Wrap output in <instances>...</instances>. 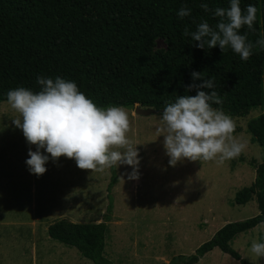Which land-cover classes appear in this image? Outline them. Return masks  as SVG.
Returning <instances> with one entry per match:
<instances>
[{
	"label": "trees",
	"instance_id": "obj_1",
	"mask_svg": "<svg viewBox=\"0 0 264 264\" xmlns=\"http://www.w3.org/2000/svg\"><path fill=\"white\" fill-rule=\"evenodd\" d=\"M239 2L242 10L256 6L254 30L246 25L239 30L255 45L264 39V0ZM202 3L209 11L201 8ZM184 5L191 14L180 18ZM217 7L229 8L230 0H0V101H7V92L18 87L39 92L38 76H59L74 81L98 107L139 104L162 113L166 102H175L177 96L197 94L196 89L186 92L187 85L202 83L193 81L191 73L196 71L215 83L222 103L212 106H264V49L256 45L245 61L230 47L224 53L218 45L201 49L190 35H183L186 26L196 31L202 19L215 28L220 19L213 15ZM159 37L166 39L167 49L155 53ZM251 130L264 147V111ZM111 169L110 189L118 179L116 167ZM253 195L259 214L228 222L194 254H179L162 264H194L217 247L241 264H252L231 242L264 222V164L257 168L255 182L236 193V203H246ZM112 208L110 197L105 221L63 218L51 224L48 233L95 264H114L105 255Z\"/></svg>",
	"mask_w": 264,
	"mask_h": 264
},
{
	"label": "rangeland",
	"instance_id": "obj_2",
	"mask_svg": "<svg viewBox=\"0 0 264 264\" xmlns=\"http://www.w3.org/2000/svg\"><path fill=\"white\" fill-rule=\"evenodd\" d=\"M166 49V39L157 38L153 52ZM212 107L233 119V137L246 143L245 149L222 164L217 163L219 157L184 158L175 166L169 165L164 137L157 132L162 113L143 115L123 107L130 123L127 137L139 149V178L129 179L132 167L120 164L110 189L111 168L81 169L64 156L55 163L49 159L43 175L31 174L25 161L28 148L35 146L28 145L12 122L20 114L8 101H0V264H95L76 247L53 239L48 227L63 218L103 222L110 197L105 255L114 264L170 263L176 255L194 254L228 222L259 214L256 195L243 204L236 203L235 196L255 182L257 168L264 164V147L251 130L264 106ZM253 241L264 243V222L240 232L231 246L250 263L264 264V257L251 252ZM194 264L241 262L217 247Z\"/></svg>",
	"mask_w": 264,
	"mask_h": 264
},
{
	"label": "clouds",
	"instance_id": "obj_3",
	"mask_svg": "<svg viewBox=\"0 0 264 264\" xmlns=\"http://www.w3.org/2000/svg\"><path fill=\"white\" fill-rule=\"evenodd\" d=\"M201 8L209 11L207 3H202ZM256 12L255 5L249 4L242 10L239 0H230L229 8L214 9L213 15L220 18L215 28L202 19L196 31L190 32L186 26L183 35H190L201 49L218 45L224 53L230 47L241 60L247 61L256 45L264 49V39L254 45L247 40L246 33H239L245 25L254 30ZM190 14L186 5L178 11L180 18ZM191 76L193 81L202 79V83L187 85L186 92L196 89L197 94L179 95L175 102H166L157 128L158 136L164 137L169 165L175 166L184 158L209 161L219 157L217 163L222 164L238 157L246 143L233 137L236 127L233 119L212 107L213 103H222L214 81L203 79L201 72L193 71ZM37 83L41 86L39 92L25 87L7 92L8 103L20 114L12 119L14 126L22 130L28 145L35 146V150L28 148L25 161L31 174L43 175L49 159L55 163L64 156L74 159L79 168L92 171L126 164L132 167L129 179L139 178V149L127 137L130 123L123 107H98L79 91L74 81L59 76L55 79L38 76ZM251 252L264 257V243L253 241Z\"/></svg>",
	"mask_w": 264,
	"mask_h": 264
},
{
	"label": "water",
	"instance_id": "obj_4",
	"mask_svg": "<svg viewBox=\"0 0 264 264\" xmlns=\"http://www.w3.org/2000/svg\"><path fill=\"white\" fill-rule=\"evenodd\" d=\"M135 110L137 113L139 114H143V115H149V114H152V113H155V112H158L156 109L154 108H144V107H141L139 104H137L135 106Z\"/></svg>",
	"mask_w": 264,
	"mask_h": 264
},
{
	"label": "crops",
	"instance_id": "obj_5",
	"mask_svg": "<svg viewBox=\"0 0 264 264\" xmlns=\"http://www.w3.org/2000/svg\"><path fill=\"white\" fill-rule=\"evenodd\" d=\"M22 220H24V219H22ZM11 223H13L14 225H16V222L15 221H11V222H9V224H11ZM23 223H26L25 221H20L19 222V224H23ZM3 223H2V219H0V225H2ZM15 227V226H14ZM49 228V227H48Z\"/></svg>",
	"mask_w": 264,
	"mask_h": 264
}]
</instances>
